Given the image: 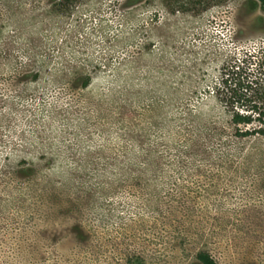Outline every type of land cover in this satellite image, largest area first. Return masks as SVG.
<instances>
[{
	"label": "rangeland",
	"instance_id": "1",
	"mask_svg": "<svg viewBox=\"0 0 264 264\" xmlns=\"http://www.w3.org/2000/svg\"><path fill=\"white\" fill-rule=\"evenodd\" d=\"M208 1L0 0V264H264V125L219 95L264 9Z\"/></svg>",
	"mask_w": 264,
	"mask_h": 264
},
{
	"label": "trees",
	"instance_id": "2",
	"mask_svg": "<svg viewBox=\"0 0 264 264\" xmlns=\"http://www.w3.org/2000/svg\"><path fill=\"white\" fill-rule=\"evenodd\" d=\"M180 4L182 10L190 9L188 5L208 7V0H173ZM264 9V0H257ZM174 2V3H175ZM172 4V2H171ZM173 10L176 8L173 7ZM219 95L230 110L231 120L236 126L259 122L264 125V39L253 50H244L233 57L223 68ZM242 135L263 134L264 128L239 132ZM200 264H219L207 250L196 254Z\"/></svg>",
	"mask_w": 264,
	"mask_h": 264
}]
</instances>
